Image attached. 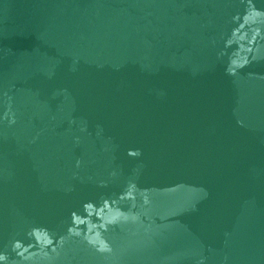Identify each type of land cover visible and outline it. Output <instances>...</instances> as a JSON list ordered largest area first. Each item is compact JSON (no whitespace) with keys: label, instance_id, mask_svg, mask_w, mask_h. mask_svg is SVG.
Returning <instances> with one entry per match:
<instances>
[{"label":"water","instance_id":"95a60500","mask_svg":"<svg viewBox=\"0 0 264 264\" xmlns=\"http://www.w3.org/2000/svg\"><path fill=\"white\" fill-rule=\"evenodd\" d=\"M0 264H264V0H0Z\"/></svg>","mask_w":264,"mask_h":264}]
</instances>
